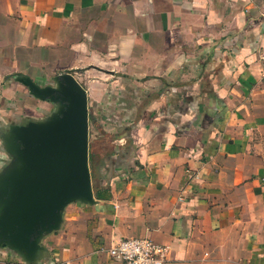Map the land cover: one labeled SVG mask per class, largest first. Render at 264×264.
<instances>
[{
	"label": "crops",
	"instance_id": "crops-1",
	"mask_svg": "<svg viewBox=\"0 0 264 264\" xmlns=\"http://www.w3.org/2000/svg\"><path fill=\"white\" fill-rule=\"evenodd\" d=\"M262 49L264 0H0V172L8 125L56 107L23 79L70 72L93 198L0 264H120L99 249L127 236L164 264H264Z\"/></svg>",
	"mask_w": 264,
	"mask_h": 264
},
{
	"label": "water",
	"instance_id": "water-1",
	"mask_svg": "<svg viewBox=\"0 0 264 264\" xmlns=\"http://www.w3.org/2000/svg\"><path fill=\"white\" fill-rule=\"evenodd\" d=\"M33 97L56 105L43 120L9 124L5 147L13 160L0 172V247L32 261L39 239L58 228L63 207L90 203L87 158V99L70 72L52 84L23 79Z\"/></svg>",
	"mask_w": 264,
	"mask_h": 264
},
{
	"label": "built area",
	"instance_id": "built-area-1",
	"mask_svg": "<svg viewBox=\"0 0 264 264\" xmlns=\"http://www.w3.org/2000/svg\"><path fill=\"white\" fill-rule=\"evenodd\" d=\"M258 59L264 78V49L258 53ZM99 250L120 264H164L167 246L145 236H127Z\"/></svg>",
	"mask_w": 264,
	"mask_h": 264
},
{
	"label": "rangeland",
	"instance_id": "rangeland-1",
	"mask_svg": "<svg viewBox=\"0 0 264 264\" xmlns=\"http://www.w3.org/2000/svg\"><path fill=\"white\" fill-rule=\"evenodd\" d=\"M89 124V119H87V125Z\"/></svg>",
	"mask_w": 264,
	"mask_h": 264
}]
</instances>
